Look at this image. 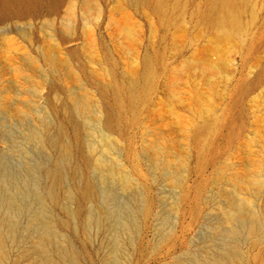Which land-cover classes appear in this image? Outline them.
<instances>
[{"label": "rangeland", "instance_id": "rangeland-1", "mask_svg": "<svg viewBox=\"0 0 264 264\" xmlns=\"http://www.w3.org/2000/svg\"><path fill=\"white\" fill-rule=\"evenodd\" d=\"M171 2L162 17L126 0H59L56 13L0 21V99L17 107L13 115L0 108V199L9 189L24 208L21 242L11 244L0 222L3 264H44L49 254L65 264L62 243L40 240L28 225L26 212L49 187L50 211L79 264H190L223 247L236 250L240 264H264V0H246L229 34L203 17L204 0ZM145 68L150 89L133 108L125 93L120 136L110 141L96 122L95 90L113 104L114 85L129 86ZM78 94L92 105L79 108ZM56 117L74 146L75 129L87 163L63 156ZM33 126L55 145L34 139ZM86 186L90 198L76 200L70 191ZM245 197L253 218L226 222L225 209L243 207Z\"/></svg>", "mask_w": 264, "mask_h": 264}, {"label": "bare ground", "instance_id": "bare-ground-1", "mask_svg": "<svg viewBox=\"0 0 264 264\" xmlns=\"http://www.w3.org/2000/svg\"><path fill=\"white\" fill-rule=\"evenodd\" d=\"M126 1H129L131 3H137V4H140V3L145 4V5L148 4V5L152 6V9H154L162 17H166L167 13L174 6V4L171 2V0H126ZM204 2H205V8L202 12L203 17L208 21L215 22V23L219 24L220 28L222 27L221 29H223V31H225L224 32L225 34H226V32L229 34L230 32H232V30L235 27L239 26L241 11H242L243 5L245 4L246 0H204ZM58 5H59V0H0V21L4 20L5 18H8L10 16H17V15L29 16V15H31V13L35 9L39 10V9L45 8L49 13L53 14V13L57 12ZM98 11H100V10H98ZM151 81H152V72H151V69L147 68L145 70V72L143 73V75L138 80H136V79L132 80L130 82L129 86L125 87L124 84H119V83L114 85V87L112 88V95L114 96V100H115L113 104L109 103V101L106 99V97H107V94L105 93L106 90H104V91H100L98 89L95 90V91H97V94L93 95L94 98L92 99V101H93L92 103H94V107H95L94 115H96V120H97L96 122L98 123L99 131H100L102 136L110 139V141H111V139L118 141L119 136H120L119 125H118L119 120L118 119L120 118V115H121V109L125 105V101H124L125 93L129 97L128 98L129 99L128 100V103H129L128 106L133 108L135 106V104L140 99L146 97V95L150 89ZM50 90H54V89H50ZM76 97H78L77 98L78 101H76L77 102L76 104H78L77 106H79V108L81 107V108L87 109V108H89V106L92 105L91 102H89V97L87 96V94H82V95L78 94V96H76ZM0 108L3 112L7 113L8 115L9 114L13 115L17 111V109H16L17 107H16L15 103L12 100H10L9 97H6V96H4L3 98L0 99ZM43 108L45 110V113L47 112L49 117L51 116V114H53L54 116H57L55 109H53L49 106L46 107V105H45V107L43 105ZM54 121L56 122L57 129H58V135H59L57 137V140L55 141V143H57L59 145V148L61 149L63 156H65L66 160L73 162L75 165L78 164V161H84L85 163H87V158L83 155V153H80L79 150L77 149L78 145L76 142H78V138H77L78 136H76L75 129L73 131L74 133H73L72 137L74 138V144L76 147L69 140H67V138H69V137H67L68 134L66 131V126L64 125V123L62 121H60L59 117H56V120H54ZM34 130L36 131L37 128L34 127ZM37 131H36V134H34L35 135L34 139H36V137H37V139H38L37 141H40V143H42V145H44V146H47L48 143H53L55 145L54 141H51L48 139H47L48 141L45 140L46 138H44V136L43 137L41 136L42 133L40 134L39 133L40 131H38V133L40 134L39 135L37 133ZM111 144L112 143H108V145H105V149H108L111 146ZM54 145L51 148L55 147ZM90 146L92 147L94 145H90ZM45 150L47 151L48 149H45ZM98 163H99V167L102 169V167H101L102 162L99 161ZM117 165L120 166V163H118ZM105 170L109 173H113L115 168L110 166L109 168H106ZM49 172L50 171L47 172L48 175H49ZM48 175L46 176L45 180L47 179ZM51 175L53 178V174H51ZM9 177H11V175ZM9 177H8V179H9ZM12 177H14V175ZM18 178H20V177L18 176ZM25 179L26 178H23L24 181H25ZM10 180H11V178H10ZM15 180L16 179L14 178V181ZM54 180H56V179H54ZM129 180H130L129 174L125 173L124 182L127 183ZM170 181H171L172 185H178L180 183V181L178 179H176L175 176H172L170 178ZM15 182H17V181H15ZM45 183H46V181H45ZM53 183H55V182H53ZM4 184L6 185V183H4ZM253 184L255 186H259L260 182L255 179V180H253ZM16 185L18 186L17 183H16ZM22 185H26V184H24V182H22ZM19 186L17 187V190H18ZM10 187H11V185H10ZM10 187H8V188H10ZM69 188H71V187H69ZM25 189L26 188H24V190ZM8 190L9 189L6 190V195L1 197V199H0V211L2 212V214L4 216V219L0 220V222L3 220H5V222H6L4 227H2L3 225H1L4 223V221L0 225H1V229L4 228V235L9 239L10 243L12 244V242L13 243L16 242V240L18 239V236H20V237L22 236V235H19L20 233L18 232L17 228H19L20 217H23L22 215L24 213L23 212L24 208H22L23 206H22L20 201H16L17 199H16L14 193H13V195H14L13 196L11 194L12 192L9 193L10 190L9 191ZM14 190L16 192V189H13V191ZM39 191H40V189H39ZM91 191H92V189L89 186H86L83 188L73 189L70 192L76 200H80V199H84L87 197L90 198L89 195L92 194ZM7 192L9 194H7ZM45 192H46L45 193L46 195L41 194V193H40L41 194L40 195L39 192H37L39 194V196H38V201L36 203L37 206H35V207H37L36 210H34V211L30 210L32 208V206H30V205H32L34 203L27 205V207H26L27 209L30 206L28 211L26 209V211H27L26 214H27V217L29 219L28 225L30 226V224L31 225L35 224L38 227V229H39L38 233H39V239L40 240L41 239L49 240L50 238H54L58 242V244L62 243V244H60L61 252H59L60 250L57 248L59 250L58 252L60 253L59 257H60V259L63 260L62 262H65V264H66V262L69 264L70 263L71 264H79L78 262L80 260L78 259V254H79L78 250L76 249V247H74V244L69 239L68 235L64 232H61L59 230V228H57L56 222L54 220L55 217L52 214V212L50 211L51 207L47 202V196L54 199V192L52 189H50V187ZM70 192H68V193H70ZM37 193H36V195H38ZM229 197H232V196L230 195ZM57 198L55 197V199H57ZM87 199H85V200H87ZM249 199L250 198L245 197L244 202H243L244 203L243 207L240 205L241 207L239 209L237 208V210H235L236 208L233 210H229L228 208H227V210L225 209V213L223 214L225 216L224 220L229 223L230 221H232V219L233 220L235 218L237 219V217L241 220L244 219L245 217L246 218L247 217L253 218V215H255V214H253L254 213L253 211H252L253 213L251 212L252 209L249 210L250 209L249 207H251L248 204L249 201L251 200V199L250 200ZM231 200H233V198H231ZM55 201H57V200H55ZM231 205L233 206V204H230V206ZM22 219H21V221H22ZM74 219H76V218H74ZM122 225H124V229H125V227H127V225H125V224H122ZM249 227L251 228L252 225L250 224ZM1 229H0V231H1ZM20 229L22 230V228H20ZM25 229L26 228L23 229V232L26 231ZM230 230L232 233V229H230ZM122 232H124V231H122ZM2 236H3V234L0 233V264L4 263V258H5L4 253H3V248H2L3 247L2 244H3V241L5 238L3 239ZM18 240H20V239H18ZM40 240L37 241V242H39V243H37V245L35 244L39 249H41L45 245V243L40 242ZM20 242H21V240H20ZM20 242H17V243L19 244ZM24 242H25V240H24ZM57 242H56V244H57ZM9 246L11 249L12 245L9 244ZM35 248L36 247H34V249ZM21 249H22V247H21ZM24 249H26V248H24ZM24 249H22V250H24ZM27 249L29 251H27V250H24L23 252L21 251L22 256H24V258H25V256L27 257V255L29 253H31L30 252L31 248L30 249L27 248ZM32 250H33V248H32ZM5 251H7V250H5ZM37 253H40V252H38V250H37ZM22 256L20 254V257H22ZM16 257H18V256L16 255ZM240 257L241 256H239L236 253V250H234L232 247H229L228 251H227L226 247H223L220 250V253L210 257V259H195L190 264H240V262H241ZM32 258H34V257H32ZM41 259L43 260L41 263H44V264H55V263H57L56 260L52 256H50V254L44 256V258H41ZM77 259H78V261H77ZM33 261H34V259H33Z\"/></svg>", "mask_w": 264, "mask_h": 264}]
</instances>
